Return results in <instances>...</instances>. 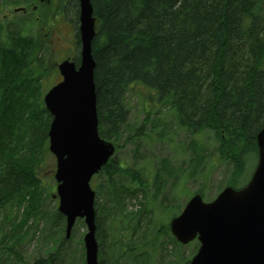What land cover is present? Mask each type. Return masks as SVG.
<instances>
[{
    "label": "trees",
    "instance_id": "obj_1",
    "mask_svg": "<svg viewBox=\"0 0 264 264\" xmlns=\"http://www.w3.org/2000/svg\"><path fill=\"white\" fill-rule=\"evenodd\" d=\"M18 2L0 0V13L6 4ZM90 2L99 135L116 147L127 123L126 94L132 84L141 83L159 99H168L179 127L192 134L214 132L216 158L229 168L225 186H243L249 164H256V134L264 124V0ZM10 28L0 31V264H52L64 255L60 245L32 263L21 250L38 223L44 194L39 171L49 151L51 115L37 85L43 75L37 58L42 43ZM143 126L136 128L138 135ZM100 172L106 174L115 203L136 190L114 181L115 174L126 172L129 184L142 183L137 171L118 166L113 157ZM51 219L54 224L59 220L60 242L65 241L63 215L55 209ZM95 224L100 249L98 214ZM164 229L169 234L168 224Z\"/></svg>",
    "mask_w": 264,
    "mask_h": 264
},
{
    "label": "rangeland",
    "instance_id": "obj_2",
    "mask_svg": "<svg viewBox=\"0 0 264 264\" xmlns=\"http://www.w3.org/2000/svg\"><path fill=\"white\" fill-rule=\"evenodd\" d=\"M34 1L19 0L18 6L17 2L6 4L0 13V31L5 32L4 26L11 27V31L16 27L22 34L36 37L42 43L37 47V58L43 64V75L37 85L43 94L60 80L57 63L67 57H78V19L75 0ZM125 100L127 123L111 157L118 166L137 171L143 184H129L126 172L115 174L114 181L132 191L136 188L119 197L116 204L115 196L109 193L106 174L98 172L91 178L95 214L101 228L97 234L102 242L98 264H182L193 256L199 243L194 239L177 245L164 227L171 217L180 213L194 192L201 190L204 201L212 200L225 186L229 168L216 158L218 141L214 132L204 130L192 134L179 127L167 98L159 99L151 88L134 83ZM143 123L138 135L136 128ZM253 166L254 161L242 181H248ZM54 170L55 159L48 151L39 171L44 194L38 223H33L23 239L22 254L32 263L36 257H46L47 252L60 245L64 255L56 257L52 264H84L82 239L86 225L83 219H76L63 242H60L59 220L54 224L51 219L58 205ZM62 229L64 234V227ZM52 230L57 231L54 242Z\"/></svg>",
    "mask_w": 264,
    "mask_h": 264
},
{
    "label": "water",
    "instance_id": "obj_3",
    "mask_svg": "<svg viewBox=\"0 0 264 264\" xmlns=\"http://www.w3.org/2000/svg\"><path fill=\"white\" fill-rule=\"evenodd\" d=\"M78 5L79 61L64 59L57 64L62 79L46 91L43 103L51 115L48 149L55 158L57 209L65 218V237L82 218L84 264H98L90 180L115 148L97 129L92 5L90 0H78ZM256 144V165L243 187L226 186L208 202L195 193L170 219V233L179 243L194 239L199 243L188 264H264V124Z\"/></svg>",
    "mask_w": 264,
    "mask_h": 264
},
{
    "label": "flooded vegetation",
    "instance_id": "obj_4",
    "mask_svg": "<svg viewBox=\"0 0 264 264\" xmlns=\"http://www.w3.org/2000/svg\"><path fill=\"white\" fill-rule=\"evenodd\" d=\"M75 7H76V12H77V19H78V11H79V6H78V0H75ZM77 43H79V32H77ZM80 45V44H79Z\"/></svg>",
    "mask_w": 264,
    "mask_h": 264
}]
</instances>
